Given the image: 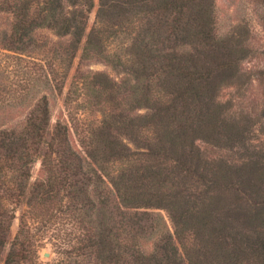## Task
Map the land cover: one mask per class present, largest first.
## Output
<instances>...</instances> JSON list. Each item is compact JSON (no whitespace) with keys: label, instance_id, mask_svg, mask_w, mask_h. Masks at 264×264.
Segmentation results:
<instances>
[{"label":"trees","instance_id":"trees-1","mask_svg":"<svg viewBox=\"0 0 264 264\" xmlns=\"http://www.w3.org/2000/svg\"><path fill=\"white\" fill-rule=\"evenodd\" d=\"M248 42L216 0H0V263L264 264V148L219 96Z\"/></svg>","mask_w":264,"mask_h":264},{"label":"rangeland","instance_id":"rangeland-1","mask_svg":"<svg viewBox=\"0 0 264 264\" xmlns=\"http://www.w3.org/2000/svg\"><path fill=\"white\" fill-rule=\"evenodd\" d=\"M97 1V0H96ZM264 9V8H263ZM261 4H255L251 0H216L217 31L220 35L246 34L248 32V49L250 50L242 60L240 73L242 74V83L236 86H226L219 92L221 101H231L233 109L242 111L250 117L258 130L251 134L252 144L264 148V124L262 113V104L264 102V81L258 76L259 69L264 67V12ZM94 20V11L90 14L88 25L91 26ZM77 62V61H76ZM75 62V65H76ZM90 72H100L116 79V73L103 63H91L86 67ZM73 71V70H72ZM88 124H97L101 118L100 112L96 111L93 105H88ZM61 102L52 104V113L59 115ZM143 112V111H142ZM53 119V120H54ZM21 121V117L14 121V124ZM3 121L0 120V124ZM6 124H9L6 123ZM10 125V124H9ZM210 150L211 147H206ZM40 162H36L32 168L33 178L36 177ZM18 221L14 220L11 225L10 237L6 243L3 255L7 253L10 247V241L17 230ZM40 261L43 264L52 262L58 255L49 243H46L39 251ZM2 264V263H0Z\"/></svg>","mask_w":264,"mask_h":264}]
</instances>
